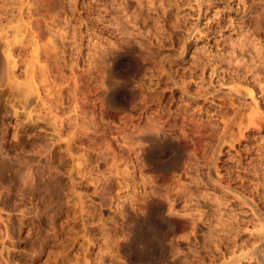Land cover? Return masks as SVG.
Returning <instances> with one entry per match:
<instances>
[{"label":"rangeland","instance_id":"rangeland-1","mask_svg":"<svg viewBox=\"0 0 264 264\" xmlns=\"http://www.w3.org/2000/svg\"><path fill=\"white\" fill-rule=\"evenodd\" d=\"M0 26V264H264V0H0Z\"/></svg>","mask_w":264,"mask_h":264},{"label":"bare ground","instance_id":"bare-ground-1","mask_svg":"<svg viewBox=\"0 0 264 264\" xmlns=\"http://www.w3.org/2000/svg\"><path fill=\"white\" fill-rule=\"evenodd\" d=\"M8 4V3H7ZM1 27V26H0ZM12 38H14V37H12ZM6 39V38H5ZM9 39V38H8ZM10 40H12V39H10ZM14 41V40H13ZM11 43L12 42H9V41H6V40H4V37L3 36H1L0 35V51H1V53H2V59H0V66H3V64H4V62H6L7 64H8V58H9V55H6V54H8V53H5V52H9V50H10V46H11ZM15 47V46H14ZM6 48V50L4 51V49ZM15 49H16V47H15ZM11 51H12V49H11ZM14 51H16V50H14ZM5 53V54H4ZM10 58H12V56L10 57ZM12 63V62H11ZM13 63H14V59H13ZM5 66V65H4ZM16 66V65H15ZM1 68V67H0ZM4 69L6 70V68L4 67ZM10 69V68H9ZM4 70V71H5ZM1 73H2V71H1ZM236 74V73H235ZM2 75H4V74H2ZM231 88V87H230ZM229 88V89H230ZM227 91V90H226ZM247 92V91H246ZM252 91H250V94H252L251 93ZM227 94H229V95H233L234 97H236V95L235 94H233V92L232 91H229L228 90V92H227ZM216 95V94H215ZM232 101V100H231ZM233 103V102H232ZM253 105V104H252ZM256 107H258V106H256ZM253 109V108H252ZM259 110V109H258ZM255 114V113H254ZM255 116V115H254ZM253 118V117H252ZM252 118H250V119H252ZM256 118H258V117H256ZM247 119V118H246ZM249 119V120H250ZM248 121V120H247ZM248 123H250V121H248ZM255 124V123H254ZM228 125H230V124H228ZM247 125H249V124H247ZM226 126V125H225ZM251 126V125H250ZM244 128H246V126H243ZM239 128V127H238ZM244 128H242V129H244ZM240 130V129H239ZM241 133V132H240ZM242 134V133H241ZM233 145V144H232ZM153 148V147H152ZM176 152V151H175ZM177 153V152H176ZM170 154V153H169ZM220 155V154H219ZM154 157V156H153ZM174 159V158H173ZM178 159V158H177ZM176 160V159H175ZM174 160V161H175ZM174 163V162H173ZM170 164H171V162H170ZM169 164H167V166H168ZM178 165H179V163H178ZM176 166V165H175ZM164 167H166V165L164 166ZM171 167V166H170ZM179 167V166H178ZM178 167H176V169H178ZM180 168V167H179ZM161 169V168H160ZM181 169V168H180ZM169 170V169H168ZM171 170V169H170ZM176 171V170H175ZM221 180V179H220ZM178 199V198H177ZM150 202V201H149ZM155 203V202H154ZM173 205V204H172ZM144 209V208H143ZM154 209V208H153ZM152 209V210H153ZM149 211V210H148ZM153 212V211H152ZM157 215V214H156ZM147 231V230H146ZM148 239V238H147ZM146 239V240H147ZM149 240V239H148ZM141 243V242H140Z\"/></svg>","mask_w":264,"mask_h":264}]
</instances>
